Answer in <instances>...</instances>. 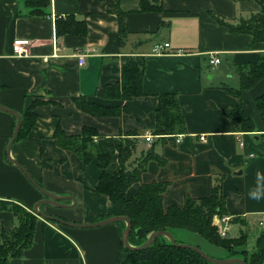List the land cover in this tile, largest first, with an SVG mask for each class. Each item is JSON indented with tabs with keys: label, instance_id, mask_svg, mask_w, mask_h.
I'll list each match as a JSON object with an SVG mask.
<instances>
[{
	"label": "crops",
	"instance_id": "obj_1",
	"mask_svg": "<svg viewBox=\"0 0 264 264\" xmlns=\"http://www.w3.org/2000/svg\"><path fill=\"white\" fill-rule=\"evenodd\" d=\"M143 2L162 10H142ZM114 4L128 13L130 34L123 47L118 18L108 10ZM260 9L257 0H51L47 14L37 16L30 14L26 0H0V103L22 115L33 101H42L34 108V127L14 143L12 156L44 189L75 199L66 202L69 207L46 205L41 210L78 223L126 215L106 194L94 190L103 172L98 157L84 167L78 155L57 144L54 134L59 127L68 135L91 128L97 133L93 151L102 154L125 137H137L134 156L127 162L131 170L151 148L145 136L156 127L160 94L177 93L186 123V132L178 134L182 141L177 143L176 135L163 141L154 136V150L165 164L149 161L126 195L131 198L143 184L166 182L163 207H182L188 195L209 197L216 177L223 175L228 237L252 231L246 243L252 250L254 240L264 233V123L256 103L264 94V78L242 94L253 131H234L223 109L238 103L225 88L240 87L238 65L257 62L264 54V42L231 31L215 15L236 24ZM68 15L85 20L86 35H57V19ZM16 38L31 40L28 56L14 54ZM164 43H169L166 53L153 55L154 46ZM79 54H86L83 65L78 63ZM210 54L220 58L214 67L209 65ZM122 56L145 58L143 96L98 97L99 88L121 80ZM77 96L117 114H88L75 104ZM14 128L13 116L0 110V198L32 208L43 194L4 156ZM201 135L206 141L200 140ZM120 169L115 150L106 171L114 174ZM39 219L33 244L9 264H118L126 256L125 221L78 228ZM15 224L10 211H0V244L3 230L10 233ZM201 243L211 250L206 252L224 251L223 258H230L226 249L207 240L195 245Z\"/></svg>",
	"mask_w": 264,
	"mask_h": 264
},
{
	"label": "trees",
	"instance_id": "obj_2",
	"mask_svg": "<svg viewBox=\"0 0 264 264\" xmlns=\"http://www.w3.org/2000/svg\"><path fill=\"white\" fill-rule=\"evenodd\" d=\"M257 1L260 3L261 9L252 13L247 19H240L236 24H231L217 15H215V18L220 24L229 27L231 31L247 33L253 36L255 42H264V0ZM50 3L51 0H26V5L31 8L30 14L37 16L46 15V9ZM141 9L162 10V8L144 2L141 5ZM108 10L118 18L119 45L123 47L130 34L128 13L123 11L118 4L110 5ZM56 33L59 36L64 34L86 35L87 25L85 20H76L74 16L68 15L57 19ZM121 64V80L99 88L97 90L98 97L108 100H130L143 96L142 85L145 58L143 56H122ZM237 71L240 78V87L234 89L226 86L225 88L227 92L236 96L238 103L225 107L223 113L231 120L234 131L249 132L253 131V127L251 119L243 109L242 94L245 90L253 88L264 78V54L260 55L257 62L238 65ZM159 99L160 103L156 111V127L153 135L158 140L163 141L167 136L185 133V117L177 93L160 94ZM73 100L80 110L94 116L117 114V111L109 107L89 101L86 96H77ZM41 102L36 99L21 115L22 123L16 141L28 136L34 127L37 119V113L34 108ZM256 103L264 123V94L257 97ZM13 118L16 125V118ZM95 135L97 133L88 127L83 129L81 135H68L59 127L54 134V138L61 148L70 150L78 155L84 167L95 157H98V165L103 172L94 190L106 194L131 219L132 229L129 236L131 245H142L155 231L168 230L173 234L176 229H186L203 236L211 244L226 249L228 257H236L240 254L245 259L246 264H262L264 262V233L257 239L256 246L249 250L246 248V233L243 232L235 239L222 237L214 225V219L218 216L226 215L227 212L225 208L226 198L222 191L223 175L216 177L209 197L194 198L188 195L182 207H163V193L168 185L166 182L154 181L143 184L134 196L128 198L126 195L127 189L131 184L140 181L141 174L146 170L149 161L154 160L160 165L165 164L163 157L154 150L153 146L156 142L153 141L150 145L151 148L142 153L136 160L134 168L129 170L127 162L137 147L138 138L125 137L121 143L115 144L110 152L102 154L93 151L96 148ZM262 137H264V134H262ZM115 150L119 152L121 169L114 174H109L106 168L111 163ZM4 156L5 160L13 165L7 159L6 150ZM0 211H10L17 219V224H15L10 233L4 230L2 232L3 243L0 244V264H9L11 260L23 257L25 251L33 244L40 219L34 213L33 208L22 206L10 199L0 198ZM48 222L57 223L55 221ZM125 252V258L120 259L118 264L209 263L197 252L173 245L164 236L158 237L146 249L130 250L125 247Z\"/></svg>",
	"mask_w": 264,
	"mask_h": 264
},
{
	"label": "water",
	"instance_id": "obj_3",
	"mask_svg": "<svg viewBox=\"0 0 264 264\" xmlns=\"http://www.w3.org/2000/svg\"><path fill=\"white\" fill-rule=\"evenodd\" d=\"M0 110L3 112H6L10 115H12L13 117L16 118V125L14 128V132L12 134V137L8 143L7 149H6V156L7 159L15 166H17L23 173L24 175L27 177V179L44 195V198L42 201L37 202L34 206H33V211L34 213L42 218L45 221H55L59 224L65 225V226H69V227H78V228H88V227H98V226H102V225H106V224H110V223H116V222H120V221H125L127 223L124 231H123V242L124 245L127 249L130 250H143L146 249L148 246H150L158 237L160 236H164L167 237L171 243L173 245L182 247V248H187V249H191L195 252H197L203 259H205L207 262L209 263H214V264H246V261L244 258L241 257H230V258H223V259H216V258H212L211 256H209L206 252H204L201 248H199L198 246H192V245H187V244H183V243H179L176 242L174 236L172 235V233L168 230H160V231H155L153 232L149 238L140 246H133L129 243V236H130V232L132 229V221L131 219L127 216V215H121V216H112L97 222H90V223H78V222H72V221H68L65 220L63 218H59L56 216H52L49 215L47 213H45L44 211H42L40 209V206L42 204H47V205H52L58 208L61 207H69V203H66L68 200H72L75 203V199L70 196V195H59V194H53L49 191H47L46 189H44L39 183H37V181L31 176V174L29 173V171L23 166V164H21L20 161H18L17 159H15L12 156V147L18 137L20 128H21V123H22V116L20 113H18L17 111L4 106L0 103ZM264 264V262L262 263Z\"/></svg>",
	"mask_w": 264,
	"mask_h": 264
},
{
	"label": "built area",
	"instance_id": "obj_4",
	"mask_svg": "<svg viewBox=\"0 0 264 264\" xmlns=\"http://www.w3.org/2000/svg\"><path fill=\"white\" fill-rule=\"evenodd\" d=\"M31 44V40L28 38H16L13 42V52L16 56H28L29 55V45ZM169 47V43L164 44H157L154 46L152 50L153 55H162L166 53V48ZM211 57L209 59V65L211 67L216 66L220 63V58L216 56V54H210ZM78 56V63L79 65H83L85 63L86 54H79ZM146 142L149 144L153 143L154 135L147 134L145 136ZM201 141H206L203 135L200 136ZM182 135H176V142L181 143ZM229 217L226 216H218L214 219V225L217 228L218 233L222 237H228V230H229ZM261 225L264 227V221L261 222Z\"/></svg>",
	"mask_w": 264,
	"mask_h": 264
},
{
	"label": "rangeland",
	"instance_id": "obj_5",
	"mask_svg": "<svg viewBox=\"0 0 264 264\" xmlns=\"http://www.w3.org/2000/svg\"><path fill=\"white\" fill-rule=\"evenodd\" d=\"M148 134V133H147ZM146 134V135H147ZM155 138V137H154ZM152 144V143H151ZM150 144V145H151ZM8 146V145H7ZM134 156V155H133ZM132 156V157H133ZM40 192V191H39ZM41 193V192H40ZM42 194V193H41ZM43 199H41V200H39V201H42ZM38 201V202H39ZM37 203V202H36ZM35 203V204H36ZM34 204V205H35ZM33 205V206H34ZM47 204H42L41 206H40V209H42L43 207H45ZM33 208V207H32ZM174 232H176L175 234H172L173 236H174V238H175V240L176 241H179V242H181V243H183V244H187V245H192V246H196L195 245V243H198V242H201V241H204V242H206V240L203 238V236H201V235H199V234H196V233H193V232H191V231H189V230H186V229H176ZM232 234H233V232H232ZM246 235H247V239H248V237H251V235H252V231H248L247 233H246ZM256 243H257V240L255 241L254 240V244H253V246L252 247H255L256 246ZM202 247V248H201ZM201 247H199V248H201L204 252H206V251H208V252H210L211 250L209 249V247L206 245V243H201ZM208 252H206L209 256H211L212 258H216V259H223V257L225 256V252L224 251H219V252H211V254L210 253H208Z\"/></svg>",
	"mask_w": 264,
	"mask_h": 264
}]
</instances>
